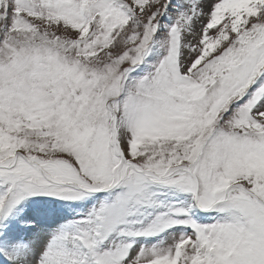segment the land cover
<instances>
[{"label":"snow or ice","instance_id":"1","mask_svg":"<svg viewBox=\"0 0 264 264\" xmlns=\"http://www.w3.org/2000/svg\"><path fill=\"white\" fill-rule=\"evenodd\" d=\"M0 264H264V0H0Z\"/></svg>","mask_w":264,"mask_h":264}]
</instances>
